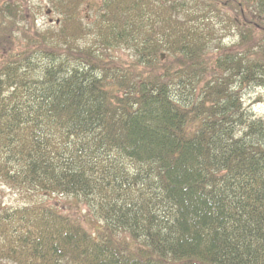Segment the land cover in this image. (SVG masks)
<instances>
[{
	"label": "trees",
	"instance_id": "1",
	"mask_svg": "<svg viewBox=\"0 0 264 264\" xmlns=\"http://www.w3.org/2000/svg\"><path fill=\"white\" fill-rule=\"evenodd\" d=\"M12 1L0 181L88 212L0 211V264H264V119L239 89L264 87V0H47L56 25L5 52L30 31ZM214 1L232 5L233 47ZM120 46L131 63L105 54Z\"/></svg>",
	"mask_w": 264,
	"mask_h": 264
},
{
	"label": "rangeland",
	"instance_id": "2",
	"mask_svg": "<svg viewBox=\"0 0 264 264\" xmlns=\"http://www.w3.org/2000/svg\"><path fill=\"white\" fill-rule=\"evenodd\" d=\"M16 1H18L21 6L16 23L28 26L30 31L23 33L22 30H15L14 32L17 35V38H7V40H5L3 45L5 52L11 50H13L12 52L22 51L29 43L27 36L33 35L34 30L41 31L56 25L55 22L59 19V14L51 10V5L47 0H13L12 4L15 5ZM215 2L216 1L213 3ZM215 7H217L220 12V17L214 19V23L216 24L215 28L217 29L216 35L220 38L219 44L233 47L231 44L239 41L240 33L238 36L237 34L240 26H229L230 21L228 19L232 17L234 13L232 5L230 3H226V5L215 3ZM250 8L252 9V7ZM47 11L49 12L47 13ZM80 15L88 22L90 11L87 7H81ZM239 23H243L241 18H239ZM105 54L108 57H114L121 60L124 64L131 63L133 60L132 50L124 46L106 49ZM163 58L164 55L161 54L160 59ZM136 67H139V65H136ZM239 89L242 107L245 111L254 117H261L264 119V87L248 85ZM23 194L24 192L12 188L0 181V211L7 210L8 212H13L14 209L22 207L28 200L43 202V204L51 205L57 208V210L74 217L77 215L76 213L88 212L87 206L84 202L70 196H48L42 192L36 193L34 191L29 193V198H26V195L24 196Z\"/></svg>",
	"mask_w": 264,
	"mask_h": 264
},
{
	"label": "water",
	"instance_id": "3",
	"mask_svg": "<svg viewBox=\"0 0 264 264\" xmlns=\"http://www.w3.org/2000/svg\"><path fill=\"white\" fill-rule=\"evenodd\" d=\"M49 11H47V13H48ZM57 21V20H56Z\"/></svg>",
	"mask_w": 264,
	"mask_h": 264
}]
</instances>
